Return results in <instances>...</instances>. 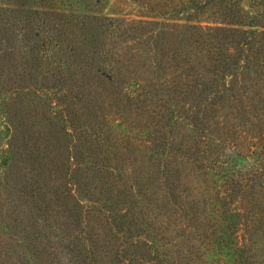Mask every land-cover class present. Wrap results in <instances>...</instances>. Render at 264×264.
Here are the masks:
<instances>
[{
    "label": "trees",
    "instance_id": "trees-1",
    "mask_svg": "<svg viewBox=\"0 0 264 264\" xmlns=\"http://www.w3.org/2000/svg\"><path fill=\"white\" fill-rule=\"evenodd\" d=\"M253 2V24L242 0H123V17L75 4L96 0L0 6L80 54L78 72L57 50L32 54L51 77L41 90L0 37V264H264Z\"/></svg>",
    "mask_w": 264,
    "mask_h": 264
},
{
    "label": "rangeland",
    "instance_id": "rangeland-1",
    "mask_svg": "<svg viewBox=\"0 0 264 264\" xmlns=\"http://www.w3.org/2000/svg\"><path fill=\"white\" fill-rule=\"evenodd\" d=\"M27 1L29 0H0V6L15 7V8L24 7L28 9L40 8L37 5H31L27 3ZM22 2L24 3L26 2V4L23 5L24 3L21 4ZM75 4H77V6L81 8V10L79 11L80 13L123 17L124 13L126 12L125 6L123 4V0H96V4L90 7H85L86 6L84 5L85 3H75ZM242 6L249 18L248 22L250 24H253L254 22L253 16L257 11L256 3H254L253 0H242ZM84 8H87V9H84ZM88 8H92V9H88ZM262 10H264V5L262 6ZM71 11H74V10L72 9ZM10 19H12L10 14L8 13L0 14V37L5 36L6 34H9L10 37L13 38V43L15 42V44L18 47L17 49L18 59L15 58V63H14L15 65H17V70H21L20 68L24 67L28 73H31L33 75V77H37L39 80H41V90L43 89L42 88L43 84L46 82L44 73L48 75V77L50 76L48 72L46 73L45 63L43 62L44 60H41V64H40L41 66H37V64L33 65L32 63H29L31 60L30 58L32 54L35 56L41 53L42 55L44 54L46 48L47 49L49 48L52 52H56L57 50L58 52L57 57L62 56L60 59L64 60V62H67L70 65L71 71L78 72L80 70L79 66L77 65L79 63L78 57L80 54L79 53H69L70 51L67 52L66 46L64 47L62 46V44H65L63 43L64 41L61 42V44L59 45L58 43L59 38H58V35L55 33L56 32L55 30H52L51 32L49 31H44L42 33L38 32L37 35L30 33L27 36L26 33H28V29H27L28 24L26 23V24L21 25L20 22L18 21L13 23ZM261 22H264V19L260 21V24ZM11 24H13V27H11ZM216 24H219V23H214L213 25H216ZM262 24L264 25V23ZM64 52H67L68 55H71V54H74V55L72 57L66 58L65 57L66 53ZM62 53H64V55ZM43 65H44V68H43ZM105 67L107 68V71H108L107 75H104L105 77H109L110 79L112 78V76H115L114 79L121 78L119 77L120 69L118 66L113 68V65L109 66L105 64ZM102 73L103 71H101V74ZM136 77L138 76L130 75L124 78L126 81H129L133 86H136V82L134 81L136 80ZM48 80L51 82V79H48ZM100 90L101 89L97 88L96 90H93L92 92L95 94V96H98V93L100 92ZM102 98L103 97L101 96L98 99H102ZM0 126L2 129L4 128V125L1 123H0ZM35 187L36 185H34L33 187L31 186V189H35ZM28 190H29V187H28ZM15 201H16V198H15Z\"/></svg>",
    "mask_w": 264,
    "mask_h": 264
}]
</instances>
